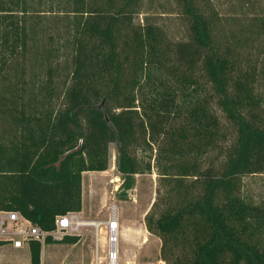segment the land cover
Wrapping results in <instances>:
<instances>
[{
	"label": "trees",
	"instance_id": "16d2710c",
	"mask_svg": "<svg viewBox=\"0 0 264 264\" xmlns=\"http://www.w3.org/2000/svg\"><path fill=\"white\" fill-rule=\"evenodd\" d=\"M176 1L188 36L170 45L147 15L134 21L142 0H0V209L52 230L81 211L82 173L107 170L115 143L121 197L158 173L164 208L144 223L166 264H264V202L241 191L264 173V61L196 0Z\"/></svg>",
	"mask_w": 264,
	"mask_h": 264
},
{
	"label": "rangeland",
	"instance_id": "374dc122",
	"mask_svg": "<svg viewBox=\"0 0 264 264\" xmlns=\"http://www.w3.org/2000/svg\"><path fill=\"white\" fill-rule=\"evenodd\" d=\"M35 1V0H33ZM197 4L217 17L216 30L222 37L234 36L241 41L243 53L249 54L253 63L260 67L264 61V29L259 20L264 17V0H196ZM139 12L134 15L136 23L149 20L164 32L171 45L188 36V23L176 0H142ZM222 124L225 118L214 106ZM226 139L223 147L231 145L234 132L225 126ZM156 148V146H153ZM158 148V146H157ZM137 157L146 158L152 153L138 151ZM116 145L109 144V164L105 171L82 173V209L77 213L80 220L96 222L98 225L83 224L75 244H42L41 264H109L108 255L115 245L110 243L107 225L112 212L115 213L117 230V264H166L160 257L161 240L147 231L144 217L150 212L154 217L163 210L162 204L152 207L157 197L158 173L136 174L134 187L120 196L122 177L115 167ZM154 157L151 163H154ZM223 157L218 159L221 163ZM241 191L255 202H264V173L242 178ZM97 231V232H96ZM123 232V233H122ZM0 264H30L28 247L14 249L9 244L0 246Z\"/></svg>",
	"mask_w": 264,
	"mask_h": 264
},
{
	"label": "built area",
	"instance_id": "2783aa9c",
	"mask_svg": "<svg viewBox=\"0 0 264 264\" xmlns=\"http://www.w3.org/2000/svg\"><path fill=\"white\" fill-rule=\"evenodd\" d=\"M84 221L80 220L76 212H67L62 215H56L54 218V228L44 230L38 225L33 224L29 219L15 210L0 209V241L9 244L13 248L21 249L30 246L32 241L44 243L46 237L53 240H60L65 235L77 234L78 229ZM108 227L110 230V243L115 245L113 251L108 255L109 264H117V229ZM97 232V231H96Z\"/></svg>",
	"mask_w": 264,
	"mask_h": 264
},
{
	"label": "bare ground",
	"instance_id": "6f19581e",
	"mask_svg": "<svg viewBox=\"0 0 264 264\" xmlns=\"http://www.w3.org/2000/svg\"><path fill=\"white\" fill-rule=\"evenodd\" d=\"M84 224H87V225L88 224L98 225L99 223H96V222H86L85 221ZM107 225H108V227L115 226V227H113V230H115V229L118 230V222H117V218H116V215H115L114 212H112L109 221H107Z\"/></svg>",
	"mask_w": 264,
	"mask_h": 264
},
{
	"label": "crops",
	"instance_id": "0c3cea01",
	"mask_svg": "<svg viewBox=\"0 0 264 264\" xmlns=\"http://www.w3.org/2000/svg\"><path fill=\"white\" fill-rule=\"evenodd\" d=\"M86 172H88V171H86ZM83 173H84V172H83ZM77 213L79 214V213H81V211H79V212H77ZM14 249H17V248H14Z\"/></svg>",
	"mask_w": 264,
	"mask_h": 264
}]
</instances>
